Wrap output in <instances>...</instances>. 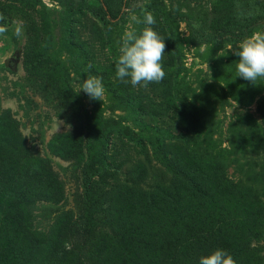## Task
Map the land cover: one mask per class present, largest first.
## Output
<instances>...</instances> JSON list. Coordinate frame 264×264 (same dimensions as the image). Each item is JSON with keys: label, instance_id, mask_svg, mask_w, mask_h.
I'll return each mask as SVG.
<instances>
[{"label": "rangeland", "instance_id": "1", "mask_svg": "<svg viewBox=\"0 0 264 264\" xmlns=\"http://www.w3.org/2000/svg\"><path fill=\"white\" fill-rule=\"evenodd\" d=\"M17 2L24 13L13 12L0 21L8 29L0 35V115L10 113L31 155L47 159L64 187L60 201L29 206L35 234L46 237L58 217L76 214L83 168L92 177L89 197L97 224L105 193L118 183L131 182L133 168H146V179L138 183L144 190L178 178L169 166V144L183 146L198 160L219 164L229 182L254 191L264 205V80L253 85L236 77L239 57L231 50L253 32L264 31V0L249 1L248 28L217 44L199 43L193 35L209 26L216 0H131L125 17L114 25L89 11L98 8L95 0H87L72 13L56 0ZM144 10L153 14L154 25L137 23L143 21ZM62 17L67 20V37L75 43L69 47L61 41ZM16 27L22 29L20 37L14 35ZM145 27L164 38V55L174 63L169 99L155 94L152 83L133 87L116 78L123 33L133 30L139 35ZM30 31L39 35L43 73L51 72L70 85L90 123L103 134L99 138L93 132L81 160H64L50 151L57 134L83 129L46 82L28 78L22 61ZM89 75L101 77L105 90L102 101L97 100L98 123L92 120L86 94H77L76 85ZM251 246L264 262V232ZM103 252V244L96 242L87 250L79 248V264H99Z\"/></svg>", "mask_w": 264, "mask_h": 264}, {"label": "trees", "instance_id": "2", "mask_svg": "<svg viewBox=\"0 0 264 264\" xmlns=\"http://www.w3.org/2000/svg\"><path fill=\"white\" fill-rule=\"evenodd\" d=\"M56 1L72 13L87 0ZM95 1L98 8L89 11L108 25L121 21L131 6V0ZM249 1L254 0H216L209 26L194 30L193 35L199 43L217 44L222 37L243 32L252 22ZM17 3L0 0V15L6 18L13 12L24 13ZM66 22L62 17L61 41L69 47L75 43L67 37ZM38 36L30 31L23 68L28 78L47 83V89L83 129L82 133L57 134L50 141V151L64 160H81L93 132L99 138L103 134L90 123L70 85L51 72L43 73ZM161 63L165 77L151 86L155 94L169 99L175 79L171 68L174 63L164 54ZM86 99L92 106V120L98 123V102L87 95ZM166 146L171 156L169 166L178 178L156 182L150 190H144L138 183L146 179L147 170L133 168L129 172L131 182L118 183L105 193L99 203L102 216L97 224L89 197L92 177L83 168L81 205L76 214L61 215L46 237L38 236L31 230L29 206L38 201H60L64 187L47 159L31 155L10 113H2L0 264H79L77 249L87 250L95 242L103 244L105 250L99 264H199L201 256L216 249L230 253L236 264H264L263 257L251 246L264 232V205L256 193L229 182L214 161L198 160L178 144Z\"/></svg>", "mask_w": 264, "mask_h": 264}, {"label": "clouds", "instance_id": "3", "mask_svg": "<svg viewBox=\"0 0 264 264\" xmlns=\"http://www.w3.org/2000/svg\"><path fill=\"white\" fill-rule=\"evenodd\" d=\"M4 20L0 15V21ZM154 25L156 23L151 12L143 11V21L137 23ZM7 26L0 25V35L7 32ZM14 35L20 37L22 29L16 27ZM166 45L152 27H145L137 35L135 31H125L121 37L119 56L115 62V75L123 83H130L133 87H147L150 83H160L165 72L162 67L163 54ZM233 54L239 57L236 63V77L249 81L253 85L264 80V31H255L244 38ZM77 94L83 91L91 100H101L104 95L102 78L89 75L76 85ZM199 264H236L230 253L223 249H216L207 256H201Z\"/></svg>", "mask_w": 264, "mask_h": 264}]
</instances>
